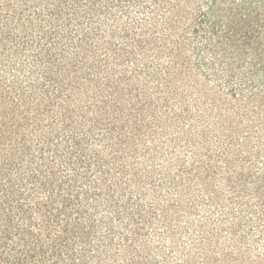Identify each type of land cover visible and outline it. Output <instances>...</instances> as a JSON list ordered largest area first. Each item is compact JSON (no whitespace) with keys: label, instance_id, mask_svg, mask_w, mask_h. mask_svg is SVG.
<instances>
[{"label":"trees","instance_id":"obj_1","mask_svg":"<svg viewBox=\"0 0 264 264\" xmlns=\"http://www.w3.org/2000/svg\"><path fill=\"white\" fill-rule=\"evenodd\" d=\"M0 264H264V0H0Z\"/></svg>","mask_w":264,"mask_h":264}]
</instances>
